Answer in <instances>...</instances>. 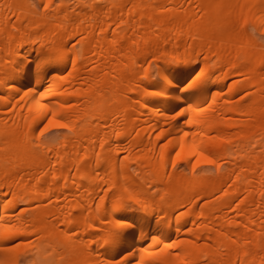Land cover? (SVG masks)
<instances>
[{"label":"bare ground","instance_id":"1","mask_svg":"<svg viewBox=\"0 0 264 264\" xmlns=\"http://www.w3.org/2000/svg\"><path fill=\"white\" fill-rule=\"evenodd\" d=\"M21 261L264 264V0H0Z\"/></svg>","mask_w":264,"mask_h":264},{"label":"rangeland","instance_id":"2","mask_svg":"<svg viewBox=\"0 0 264 264\" xmlns=\"http://www.w3.org/2000/svg\"><path fill=\"white\" fill-rule=\"evenodd\" d=\"M65 131H66V129H64V128H62V129H51L49 132H47L46 135H44L43 138H45V139H52L54 137H57L61 133H64ZM205 168H207V167H204V169ZM20 264H24V262L21 261Z\"/></svg>","mask_w":264,"mask_h":264}]
</instances>
